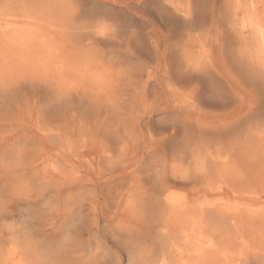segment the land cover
Here are the masks:
<instances>
[{
    "label": "rangeland",
    "instance_id": "obj_1",
    "mask_svg": "<svg viewBox=\"0 0 264 264\" xmlns=\"http://www.w3.org/2000/svg\"><path fill=\"white\" fill-rule=\"evenodd\" d=\"M206 1L204 7L211 0ZM215 1L217 7L222 5L223 0ZM155 3L156 0H0V264H36L39 248L45 251L43 245L38 246L42 232L47 234L43 235L47 244L55 242L50 233L54 226L51 213L48 214L54 200L51 192L61 188V197L78 195L80 191L89 195L87 191L92 186L69 187V191L67 184L74 178H96L102 172L97 131L112 129L120 120L128 128L129 123L143 117L141 126H136L123 141L126 166L139 156L146 159L145 163L163 157L168 163L172 148L184 137L198 136L197 146L202 139L214 146L212 150L217 146L222 156L228 155V175L220 168L219 171L231 189L221 202L242 204L245 210L222 213L211 209L210 202H215L219 194L199 191L205 181L197 174V234H203L205 240L213 236L216 244L214 250L203 242L197 244L202 250L197 264H264V88L253 84L237 67L233 53L229 54L236 48L235 39L226 34L223 55L220 49L213 48L211 60L201 62L203 69L210 68L207 71L216 75H208L209 79L195 74L192 83L201 89V113L206 117L183 111L174 114L186 126L179 123L175 138L164 143L167 135L158 133V122L172 114L164 109L169 99L162 68L167 66L176 81V66L183 61L180 49L189 45L195 51L197 47H192L191 42L196 45L202 39L209 45L215 31L204 36L197 30L198 34H189L192 40L186 37L179 20L165 19L153 9ZM128 36H134L130 42ZM230 48L233 49L229 51ZM215 70H223L229 79L243 80V85L237 86L241 88L239 100L229 85L217 78ZM212 86L222 88L231 100L227 110L211 107L208 96L214 94ZM188 97L185 91L182 101ZM197 121L207 123L209 129L202 131L193 123ZM148 122L154 128L153 136L145 129ZM43 193L46 200L39 203ZM43 208H48V215L44 216Z\"/></svg>",
    "mask_w": 264,
    "mask_h": 264
},
{
    "label": "bare ground",
    "instance_id": "obj_2",
    "mask_svg": "<svg viewBox=\"0 0 264 264\" xmlns=\"http://www.w3.org/2000/svg\"><path fill=\"white\" fill-rule=\"evenodd\" d=\"M206 2V0H156V3L152 6L154 7L153 9L158 10L159 14L162 17L164 16L165 19L167 18L170 21H175V19L179 20L184 26L186 37L192 32L197 33V30L203 31L204 36H208L209 32L212 30L215 31L210 39L209 45L204 39H202L203 42L200 40L196 45L195 42L193 44L190 41L191 39L193 40V36L191 35L192 37L189 36L191 39L188 37L187 40L191 42L192 47H197V50L191 51L189 45H186V47L184 46V48L180 46L181 49L179 53L182 55L183 61L176 66V81L173 80L174 77L167 66V68H162L161 76H163L164 81H166V94L169 99V105L164 109L167 113L172 114H170L171 118L164 117V120L157 121L159 123L158 133L160 135H167L165 138L162 136L164 143L175 138L178 133L179 123H183V128L186 126L184 121L178 120L174 114L183 111L186 115L197 114L200 118L206 117V114L201 113V89L197 85H192V83L195 74L206 75L207 78L210 75H216V73L211 74L207 71L208 69L210 70V68L206 70L203 69V66L201 67V62H204V60H211L213 55L211 50L213 48L220 49L219 51L221 54L223 53L225 48L223 39L226 34H231L235 39V50H232L233 47L229 49V51L232 50L233 52H228L229 54L233 53V58L237 67L241 70L243 69L244 74L250 81L254 82L253 84L256 83L259 88H264V0H223L221 3L222 5L218 7L216 6L217 2L215 0H211L210 4H206L204 7ZM159 14L157 15L159 16ZM3 36L1 35V37ZM134 36H128L127 42H130ZM229 44L230 43H228V45ZM131 49L133 48L131 47ZM142 52L144 53L145 51ZM212 66L211 64V67ZM36 68L38 69V67ZM217 71V78L229 85L228 87H230L231 92L235 94V97L239 100V98H241V88L240 86L237 88V86L243 85V80L241 79L242 82L238 81L240 80L239 77H236L237 79H234L235 77L229 79L228 76L223 73V70ZM105 78L106 76L104 79ZM209 79L212 78L209 77ZM88 84L89 82L87 85ZM212 89V93L214 94H208V98L212 100L210 103L211 107L215 110H227L226 108L231 102L229 97L223 93L224 90L222 88L219 89L216 86H212ZM185 91L190 97H188L189 99L187 98V101H182V96H184ZM138 93H140V90ZM232 104L233 103H231V105ZM151 108L154 109V107ZM147 111L148 110H146V112ZM141 112L143 113V110L140 111V113ZM217 116L219 117V115ZM143 118L135 122L132 120L134 123H129L128 121V128H124L126 125L123 123V120H120L121 122L118 126L103 130L106 133L102 134L103 131H97L98 136L95 137L98 142V163L103 168V170H101L102 172L98 174L96 178L89 176L82 177V179L74 178L67 184V189L69 191V187L85 188V185L92 186V188L87 191L89 195H84L85 193L79 190L80 192L78 195L74 193L61 197L63 192L61 188L51 192V198L54 197V200L52 209L48 214L51 213L49 216H51V223L54 226L50 233L55 237V242L51 245L47 244L43 237L45 232H42L41 241H39L38 246L43 245L45 251L37 246L40 253L39 257H37L38 254L36 256V264H49V261L53 259L57 260L59 264H197V256H201L202 254V250H200L199 246L197 247L199 242L205 243L207 248H212L213 250L216 246L213 236L205 240L203 234H199V236L197 234V186H195L196 184L194 185L197 174L205 181L199 191L204 194L211 192L219 194L215 202H210L209 207L211 209H218V211H222V213H224V210L229 211L231 209L234 211L245 210L242 204L237 205L234 203L233 206H230L231 204L229 205L221 202L224 196L230 193L231 189L227 188L226 179L223 178L224 175H221L222 170L225 176L228 175V168L230 169L228 155L222 156L220 154V148H217V146L212 150L214 146H208L206 141H204V143L202 142V139L201 144L197 146V141H195V139H197L198 136L194 139L184 137V139L180 140L179 144L172 148L173 153H171L172 156L169 157L171 159L168 160V163H166L164 157L163 160L158 159L153 161V159L145 163L144 161L146 159L144 160L142 156H139V158H134L135 160L131 165L128 164L129 166H126L124 164V157L126 154V146L123 145L125 142L124 140H126L127 137L129 138L136 126H141L140 123ZM193 123L202 131L209 129L207 123H199L198 121ZM129 127L131 129H129ZM105 129H107V127ZM145 129L150 136H153L154 128L152 129V127L149 126V122ZM183 132L187 133L185 130H183ZM190 133L192 135L193 132ZM213 133H215V131H213ZM185 135L186 134H184V136ZM182 137L181 134V138ZM162 150V152H164V148H162ZM225 150H227V147ZM225 150L222 151L224 152ZM228 150L230 151V149ZM84 151L85 150H83V152ZM160 154L161 152L158 153V155ZM74 155L78 157L80 154L79 152H74ZM223 155L225 154L223 153ZM148 157L151 158L150 154ZM168 169L170 173H167ZM203 181L201 180V182ZM64 189L65 188H63V190ZM30 192H28V194ZM46 193L39 196V203L46 200ZM84 196L88 197L85 198ZM26 197L28 196L26 195ZM47 209H42L44 211V216L48 215L46 213ZM239 216L241 215L239 214Z\"/></svg>",
    "mask_w": 264,
    "mask_h": 264
},
{
    "label": "snow or ice",
    "instance_id": "obj_3",
    "mask_svg": "<svg viewBox=\"0 0 264 264\" xmlns=\"http://www.w3.org/2000/svg\"><path fill=\"white\" fill-rule=\"evenodd\" d=\"M261 121L264 122V113H262V115H261ZM49 264H59V262L57 260L53 259V260L49 261Z\"/></svg>",
    "mask_w": 264,
    "mask_h": 264
}]
</instances>
